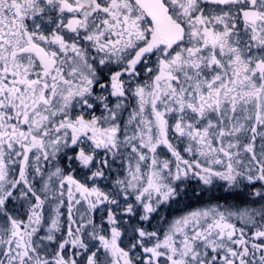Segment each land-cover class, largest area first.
<instances>
[{"label": "snow or ice", "instance_id": "snow-or-ice-1", "mask_svg": "<svg viewBox=\"0 0 264 264\" xmlns=\"http://www.w3.org/2000/svg\"><path fill=\"white\" fill-rule=\"evenodd\" d=\"M0 264H264V0H0Z\"/></svg>", "mask_w": 264, "mask_h": 264}]
</instances>
